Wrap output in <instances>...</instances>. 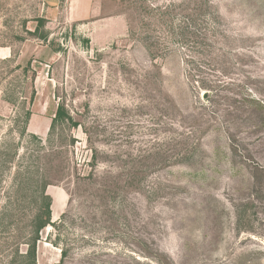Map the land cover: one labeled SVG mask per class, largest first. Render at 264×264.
I'll return each instance as SVG.
<instances>
[{"label": "rangeland", "instance_id": "rangeland-1", "mask_svg": "<svg viewBox=\"0 0 264 264\" xmlns=\"http://www.w3.org/2000/svg\"><path fill=\"white\" fill-rule=\"evenodd\" d=\"M0 148L36 264H264V0H0Z\"/></svg>", "mask_w": 264, "mask_h": 264}, {"label": "trees", "instance_id": "trees-1", "mask_svg": "<svg viewBox=\"0 0 264 264\" xmlns=\"http://www.w3.org/2000/svg\"><path fill=\"white\" fill-rule=\"evenodd\" d=\"M43 23L44 21L42 19L36 20V27L33 33L34 35L39 34L40 30L43 28ZM29 34L32 35L31 33ZM42 38L45 39L46 36L43 35ZM11 97L12 95H9V97H5V101H7L8 103H13L14 100ZM29 117L30 113L27 110L23 114V120L25 123L27 122ZM65 122L71 124V126L73 127L77 126L76 123L72 121V118L70 117L64 106L59 105L51 122V131L54 130L57 124H64ZM20 133L25 134V128H23ZM50 135L51 134L49 133V136ZM30 136L33 139L36 138L34 135ZM3 149L4 148H0V167L3 164H6L8 159V153L6 154V150L4 151ZM16 155L17 152L14 151L12 156L15 158ZM37 172L36 177H38L39 180L31 179V174L28 171L23 172L22 174L18 171L15 172V174L13 175V179L11 180V186L8 188L9 190H3V183L0 180V195L5 199L4 205L1 207L0 211V221H2L4 218L9 221V224L11 222L15 223L17 221H22V218H18V216L23 217V212L20 211V213H17V211L19 210L18 199L26 200L31 198V200L34 201V203H31L35 205L34 211L30 215L26 226L21 227L18 230V237L16 236L18 240V249L15 253V259L10 260L8 264H36V245L40 240V232L51 224V199L45 193L46 187L50 185V183L46 182V179H43L42 173L37 174ZM33 182L37 188L29 198L26 193L27 188L23 187L26 184L32 185ZM15 205H17L16 208ZM21 246L25 247L24 252L21 251ZM66 257L67 250L62 249L60 262L62 263L66 259Z\"/></svg>", "mask_w": 264, "mask_h": 264}]
</instances>
